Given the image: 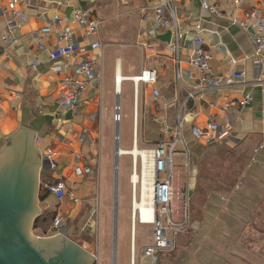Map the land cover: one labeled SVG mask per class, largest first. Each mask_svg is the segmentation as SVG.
Returning a JSON list of instances; mask_svg holds the SVG:
<instances>
[{"label": "crops", "instance_id": "crops-1", "mask_svg": "<svg viewBox=\"0 0 264 264\" xmlns=\"http://www.w3.org/2000/svg\"><path fill=\"white\" fill-rule=\"evenodd\" d=\"M159 1L78 0L65 4L61 0H17L15 8L27 16V20L14 32L18 43L12 47L0 43V155L5 140L23 129L34 136V145L40 151L41 159L46 149L52 148L56 154L58 173L40 170V181L45 184L60 176L69 188L62 201H58L53 194L41 192V195L46 194L45 199L40 198L41 215L60 213L69 218L71 209L81 201V196L79 198L75 191H81L83 196L88 180L94 183L99 181L105 155L102 136L104 129L109 127L106 136L109 139L111 136L112 141L114 104L120 105L122 119L115 131L119 127L121 142V124L127 117L122 105L126 83L133 85L132 130L136 107L139 135L136 146L139 148L164 138L160 125L154 123L153 118H168L174 125L180 107L186 102L181 115L183 135L190 154L193 153L195 165L190 184L191 194L197 200L194 201L197 209L195 213L201 214V217L198 214L197 221L212 214L213 223L221 224V231H234L227 238L232 237L228 241L238 247V232L243 229L242 226L259 214L264 216V83H258L264 77V62H257L254 56L255 43L238 21L246 20L248 13L254 9L264 12V0H216V13L204 11L201 0L176 2L177 28H163L157 36L144 34L147 26L142 24V8ZM77 10L88 12L90 19L100 21L97 34L88 35L86 28L74 20L73 12ZM0 13H4L0 30L6 31L7 19L13 17L9 0H0ZM55 15L61 17V25L53 24ZM198 24L201 29H196ZM66 25L74 29L75 39L84 51L51 60L50 52L58 44H65L64 41H58L56 33ZM46 26H51L52 32L44 35V48L40 49L34 34ZM196 36L203 39L204 48L211 54V67L216 74L225 76L235 70L246 74L245 79L233 88L208 91L199 96L196 100L200 112L198 117L193 115L194 101L187 102V91L196 86L199 76V71L190 64L193 48L201 45L193 42ZM177 40L178 50H173L169 44ZM95 41H100L101 49H92L91 44ZM144 43H155L157 48L154 51L145 49ZM87 55L96 61V70L101 76L97 89L89 90L77 109H63L59 105L61 92L65 88L62 80L67 76H77L78 65ZM34 61L36 66L32 65ZM55 67H60V70L56 71ZM150 69L157 70V83H139L137 90L135 77ZM177 69L185 74L180 83L176 79ZM132 70L134 73H130ZM119 76L123 79L121 91L117 92ZM155 88L161 93L158 100L153 96ZM116 93L120 94L118 103L115 102ZM248 95L252 99L244 108L226 106ZM211 120L229 127L231 134L226 140L209 144L193 136L191 128L194 124L205 126ZM149 122L153 124L147 129ZM120 142L118 140V147H121ZM115 148L113 145L112 151L108 150L114 171V200L117 194L116 181L119 185V174L115 178ZM130 157L135 159L134 156ZM117 158L120 173L121 157L117 155ZM138 158L139 155L135 160ZM77 167L91 171L77 175ZM132 176L131 163L130 179ZM99 193L98 206L92 207L87 220L88 228L93 233L96 227L99 231L102 209ZM117 197L119 201V195ZM201 198L207 202L204 210L198 208ZM201 223L199 229L192 232L191 248ZM261 223L264 225V217ZM136 236L131 237L135 245ZM212 237V233L206 230L204 243H209ZM217 242L220 244V241ZM202 249L199 246L198 250ZM204 258L197 264H212L210 257ZM254 258L262 264L261 258Z\"/></svg>", "mask_w": 264, "mask_h": 264}, {"label": "built area", "instance_id": "built-area-1", "mask_svg": "<svg viewBox=\"0 0 264 264\" xmlns=\"http://www.w3.org/2000/svg\"><path fill=\"white\" fill-rule=\"evenodd\" d=\"M78 0H61L62 3L71 4ZM189 0H160L158 3L142 8V24L147 26L144 34L157 36L163 28H177V18L174 8L176 2H185ZM17 0H9V9L13 11V17L7 19V30H0V43L7 47H12L18 43V38L14 36V32L27 20V16L16 7ZM202 9L211 13H216V0H201ZM7 12V10H5ZM4 13H0V20ZM73 18L76 22L84 26L87 34H97L100 21L90 19L88 12L77 10L73 12ZM53 24L61 25L62 19L55 15ZM238 24L242 29L251 35L255 43L254 56L257 62H264V12L252 10L248 13L246 20H239ZM196 29L201 26L196 25ZM52 32L51 26H46L34 34V38L40 49L44 48V35ZM58 41H64V45L58 44L51 52L50 59L58 60L63 57L75 55L83 52V47L75 39V31L69 26L61 27L57 33ZM180 37V36H179ZM194 43L201 44L192 50L190 64L199 71L196 86L187 91V102L194 101L193 115L198 117L200 112L197 109L196 100L199 96L208 91L233 88L245 79L244 71H231L227 75L222 76L216 74L211 67V54L204 48L203 39L196 36ZM173 50H178L179 43H170ZM92 49H101L100 41L92 42ZM143 47L148 50H156L155 43H144ZM36 66V62L32 63ZM56 71L60 67H55ZM184 72L177 69L176 79L180 83L184 77ZM101 76L96 70V61L88 55L82 59L78 65L77 76H67L63 78L62 84L64 90L61 92L59 105L66 110H74L80 106L82 98L89 90H96L100 82ZM157 70L150 69L143 71L139 76L135 77V88L138 90V84L154 85L157 83ZM118 83V82H117ZM258 83H264V77ZM138 95V91L136 92ZM153 96L156 100L161 97L159 89L153 90ZM118 101L120 94L116 93ZM252 97L246 96L239 102H230L226 106L238 105L244 108ZM116 103L117 99H116ZM179 109V115L176 123L172 125L168 118H153L154 123L159 124L164 138L156 143H149L146 147L140 148L143 153L138 160H132V174L141 175V182L131 183V226L150 225L152 227V240L149 243L141 245L139 252L131 251L130 264H154L157 256L175 242L179 235L185 230L191 229L197 231L199 226L190 223L189 210L191 194L190 178L192 169L190 165V152L183 135V118L181 115L182 108ZM136 106V105H135ZM122 116H118L115 120L116 126L121 123ZM193 136L205 143H219L226 140L231 131L228 126H223L216 120L209 121L205 126L193 125L191 128ZM117 133V132H116ZM138 110L135 107V120L133 129L132 146L138 144ZM115 155V173L117 179V139ZM120 142V139H119ZM55 152L52 148H47L42 156L41 172L48 169L51 172L58 173V163L55 158ZM119 169V168H118ZM90 169L77 167L75 172L77 175L90 172ZM119 174V172H118ZM144 177H146L144 187ZM68 183L60 176L54 177L53 180L43 184L42 192L46 191L56 196L58 201L64 200L68 193ZM118 198V197H117ZM142 207L136 208V202ZM118 203H113L114 214L118 213ZM114 228H116L114 224ZM47 235H66L67 226L66 218L60 213H56L51 220ZM138 236V234H137ZM136 236V241H137Z\"/></svg>", "mask_w": 264, "mask_h": 264}, {"label": "rangeland", "instance_id": "rangeland-1", "mask_svg": "<svg viewBox=\"0 0 264 264\" xmlns=\"http://www.w3.org/2000/svg\"><path fill=\"white\" fill-rule=\"evenodd\" d=\"M130 73H134V71L132 70ZM141 88H143V86H141ZM142 91H144V89H142ZM122 105L123 113L127 114V117L124 118L121 124L120 145L122 148L128 149L132 146L133 137V85L131 83H126L123 88ZM119 109H117V105L114 104L112 112V141H110L111 136L110 139L108 136H106V133H109V127L104 129V136H102V145L105 150V155L102 160V171L100 172L99 181L94 183L88 180L86 182L85 190L83 191V196L85 199H83L81 191H75L79 198L81 196V201L74 205L70 211V217L66 218L67 235L86 248L89 252L94 254L96 257V264H113L114 224L117 227L118 264H130L131 260L132 241L130 174L132 159L130 156L126 155L120 158L118 185L119 208L115 220V214L112 207L114 203L115 189L114 171L112 160L108 157V150L111 149L112 151L113 145H116L115 120L120 114ZM152 124V122H149L146 125V128H151ZM192 157L193 153L190 154V165L191 169L194 171L195 165L193 164ZM98 193L101 197L100 202L102 204L99 221L100 233L98 231V227H96L93 233L88 228L89 225L87 220L91 216L90 213L92 207L98 206ZM203 200L204 199L201 198L198 202L199 210H204V205L207 203L206 200L205 202ZM194 201L195 197L192 196L189 210L191 226L192 224L199 226V222L201 223L202 221L203 224L201 223L202 226L199 232L196 234L193 248H191V237L193 230L190 227L179 235L174 246H171L170 248L161 251L158 254L157 260L154 264H197L201 258L205 259L204 257H210L212 259V264H261V262L257 263L254 256L256 259L261 258L262 264H264V225L261 223L264 217L263 215L261 216L259 214V216H256L257 218H251L249 222L242 226L243 229L238 232L240 246L237 247L233 242L228 241L232 237L229 239L227 238L228 234L234 231H221V224L213 223L212 214H207V217L204 220H199V222L197 221L198 214L199 217H201V214L195 213L197 209H195L196 203H194ZM210 213L213 212L211 211ZM255 220H257L258 223H254ZM237 225L238 224H236V226ZM136 228L138 236L134 249L135 251L137 249L138 253L142 244L146 242L149 243V240H152V227L150 225L139 224ZM206 230L210 231L213 235L212 240L209 243H204L203 241V236ZM32 232L34 235L39 234V231L35 230V228H33ZM216 240L220 241V244L218 242L216 243ZM197 244L203 247L202 251L198 250L199 246H197ZM136 264H139L138 260Z\"/></svg>", "mask_w": 264, "mask_h": 264}, {"label": "water", "instance_id": "water-1", "mask_svg": "<svg viewBox=\"0 0 264 264\" xmlns=\"http://www.w3.org/2000/svg\"><path fill=\"white\" fill-rule=\"evenodd\" d=\"M34 143L23 129L5 140L0 155V264H96L94 254L66 235L33 234L43 188L42 159Z\"/></svg>", "mask_w": 264, "mask_h": 264}, {"label": "bare ground", "instance_id": "bare-ground-1", "mask_svg": "<svg viewBox=\"0 0 264 264\" xmlns=\"http://www.w3.org/2000/svg\"><path fill=\"white\" fill-rule=\"evenodd\" d=\"M123 78L121 77V76H119V82L117 83V87H116V90H117V92H119V91H121V80H122ZM119 107H120V105L119 104H117V109H119ZM119 127H118V129H117V133H116V139L117 140H119ZM117 143H118V141H117ZM117 153H118V156H120V157H122V156H124V155H126V156H128V155H130V156H134L135 157V159H137V156L139 155V157H140V155L143 153V151L142 150H140V148L138 147V146H135L134 148H131V149H125V148H121V147H118L117 146ZM141 153V154H140ZM119 164H118V158H117V165H116V167H117V175H118V166ZM139 177V178H137V176ZM134 176V177H133ZM133 176H132V179H130L131 181H132V183L133 184H137V183H139V182H141V184H142V178H141V176L138 174V173H134L133 174ZM143 181H144V187H145V182H146V177H144V179H143ZM117 183V185H116V190H117V195H118V181L116 182ZM136 208L137 207H142V205L137 201L136 202ZM132 217V216H131ZM114 233H115V241L113 242V249H114V261H113V264H118V261H117V227L116 228H114ZM136 233H137V228H136V226L135 227H132L131 226V237L133 238H135V236H136ZM132 241V240H131ZM115 244V245H114ZM135 244H134V242H132V248H131V251L133 250L134 252H136L135 251Z\"/></svg>", "mask_w": 264, "mask_h": 264}, {"label": "trees", "instance_id": "trees-1", "mask_svg": "<svg viewBox=\"0 0 264 264\" xmlns=\"http://www.w3.org/2000/svg\"><path fill=\"white\" fill-rule=\"evenodd\" d=\"M46 194H42L40 196L41 199H45ZM54 215L51 216H45V215H40L36 221H35V230L39 231V234L44 235L48 234L50 223Z\"/></svg>", "mask_w": 264, "mask_h": 264}, {"label": "flooded vegetation", "instance_id": "flooded-vegetation-1", "mask_svg": "<svg viewBox=\"0 0 264 264\" xmlns=\"http://www.w3.org/2000/svg\"><path fill=\"white\" fill-rule=\"evenodd\" d=\"M41 195V194H40ZM39 202H40V196H39ZM34 226H35V223H34ZM34 226H33V228H34ZM37 236H41V237H43V236H58V235H47V234H44V235H41V234H37ZM68 236V235H67ZM69 237V236H68Z\"/></svg>", "mask_w": 264, "mask_h": 264}]
</instances>
